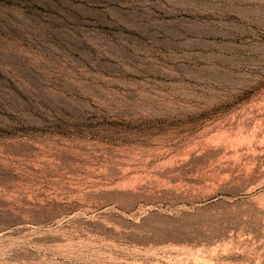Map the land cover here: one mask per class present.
<instances>
[{
    "label": "rangeland",
    "instance_id": "rangeland-1",
    "mask_svg": "<svg viewBox=\"0 0 264 264\" xmlns=\"http://www.w3.org/2000/svg\"><path fill=\"white\" fill-rule=\"evenodd\" d=\"M0 264H264V0H0Z\"/></svg>",
    "mask_w": 264,
    "mask_h": 264
}]
</instances>
